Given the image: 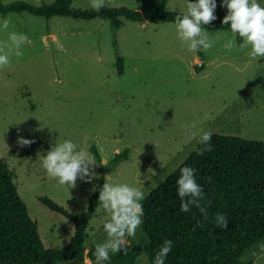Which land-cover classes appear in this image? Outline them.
<instances>
[{"label": "rangeland", "instance_id": "1", "mask_svg": "<svg viewBox=\"0 0 264 264\" xmlns=\"http://www.w3.org/2000/svg\"><path fill=\"white\" fill-rule=\"evenodd\" d=\"M162 1L106 0V4L141 8ZM259 2L264 5V0ZM186 3L166 0V8L181 11ZM216 3L215 14L224 17L227 9L222 0ZM72 5L90 8L89 0H72ZM4 19L10 20L8 32L26 34L31 44L23 46V56L13 55L10 66L0 70V158L13 171L48 247L66 246L75 221L42 197L82 215L103 175L109 183H127L149 194L198 145L201 129L264 141V58L251 59L248 50L239 49L238 39L231 52L224 49L232 36L229 29L205 27L210 37L220 39L201 56L200 51L187 50L171 21L125 19L115 31L111 21L102 17L0 12V22ZM8 32L0 31V40H7ZM18 137L34 142L21 147ZM65 139L95 159L93 147L97 149L101 160L96 159L98 175L92 182L78 178L70 188L42 168L41 158L50 146ZM127 147L129 158L111 171L101 169ZM106 217L99 204L87 227V250L106 238ZM130 239V249L148 240L143 223ZM259 241L264 237L243 252V264H251L245 253ZM86 258L94 264L90 256ZM134 264L151 261L144 254Z\"/></svg>", "mask_w": 264, "mask_h": 264}, {"label": "trees", "instance_id": "2", "mask_svg": "<svg viewBox=\"0 0 264 264\" xmlns=\"http://www.w3.org/2000/svg\"><path fill=\"white\" fill-rule=\"evenodd\" d=\"M12 11H28L46 18L54 15L78 19L102 17L111 21L115 31L124 25L125 19L174 22L175 15L180 12L168 10L166 0L160 4L144 3L141 8L106 4L99 12L91 7H74L72 0L42 3L0 1L1 13ZM215 15L217 19L204 27L230 30L229 25L222 24L223 16ZM237 39L242 42L239 37ZM121 61L118 55L120 70ZM210 143L212 150L203 155H198V151L204 145L198 143L184 162L145 196L142 201L143 228L148 240L136 244L127 255L110 254L111 260L106 264H134L141 254H147L154 264L156 252L165 239L173 241L165 264H243V252L264 237V141L214 132ZM96 150L93 147L96 159L100 161L101 156ZM129 151L127 147L117 153L101 169H115L123 159L130 157ZM184 166L196 170L197 181L206 197L207 221L195 207L189 212L181 211L176 181ZM14 178L7 161L0 158V264H61L66 260L84 261L87 256L95 262L94 247L87 250V227L100 204L99 189L105 183V176H102L88 209L82 215L70 213L52 199L42 197L53 209L64 212L75 221L73 237L66 246L59 248L44 243L38 222L31 216ZM217 212L226 215L227 229L215 225L213 217ZM197 221L204 226L193 230Z\"/></svg>", "mask_w": 264, "mask_h": 264}, {"label": "clouds", "instance_id": "3", "mask_svg": "<svg viewBox=\"0 0 264 264\" xmlns=\"http://www.w3.org/2000/svg\"><path fill=\"white\" fill-rule=\"evenodd\" d=\"M89 6L99 12L106 6V0H89ZM222 6L227 9L222 24L229 25L232 33L231 38L227 39L222 47L231 52L237 47V37H239L242 41L239 45L241 51L248 50L247 55L251 59L264 58V5L259 0H222ZM216 7V0H187L186 5L175 15L177 38L188 51L207 52L220 39L219 35L215 39L210 37L204 27L217 19ZM9 25L10 20L4 19L0 22V31L8 32ZM26 44H31L26 34L8 32L7 40H0V70L10 66L13 55L16 58L23 56L22 48ZM55 82L61 83L59 80ZM212 135L210 130H200L198 143L204 147L199 149L198 155L212 150L210 143ZM17 142L24 147L30 146L34 141L18 137ZM100 151L102 152L103 149L101 148ZM96 165L95 157L79 148L71 139L55 141L41 158V166L47 175L56 179L60 185H68L70 188L76 186L78 178L89 183L96 179L98 175L95 172ZM195 172L196 170L190 166L180 169L176 181L177 195L181 199L180 208L183 212H189L195 207L199 209L203 220L207 221L209 213L205 206L206 197ZM144 199L145 193L142 189L127 183H109L105 179V183L99 189L98 201L107 213L103 223L106 238L103 242L94 243V264H106L111 260L110 254H128L131 247L130 238L136 236L137 230L143 223ZM213 219L217 227L228 228L229 222L225 214L217 212ZM203 226L197 221L193 230ZM172 245L173 241L170 239L163 241L156 252L154 264H165ZM143 255L141 254L138 259L143 258ZM245 258L250 260L251 264L264 262V241L253 244L245 253ZM84 264H93V262L85 258Z\"/></svg>", "mask_w": 264, "mask_h": 264}]
</instances>
